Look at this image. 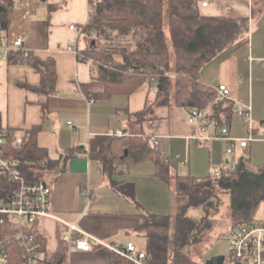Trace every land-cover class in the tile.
Wrapping results in <instances>:
<instances>
[{
  "label": "crops",
  "instance_id": "obj_1",
  "mask_svg": "<svg viewBox=\"0 0 264 264\" xmlns=\"http://www.w3.org/2000/svg\"><path fill=\"white\" fill-rule=\"evenodd\" d=\"M206 1V6L198 3L202 15L231 14L249 20L244 37L199 71L203 85L217 90L224 84L228 88L231 114L226 106L220 117L230 116L229 135L233 138H246L250 132L233 107L250 106L255 140L246 147L236 145L233 155L226 154L228 143L221 138L202 140V136L216 133L219 126L214 121L200 130L188 122L189 109L172 101L159 102L149 81L131 94L94 96L102 87L86 94L84 85L102 75L84 52L88 38L81 30L88 20V0H14L6 37H22L35 57L53 62L55 76L51 85L42 87L41 75L30 65L0 61V129L11 132L14 141L39 126L38 146L46 149L50 158L58 159L44 181L51 189V211L59 220L39 219L36 234L43 239L46 252L65 254L60 264H113L114 252L105 246L90 251L71 248L62 238L69 230L67 224H75L106 244L133 242L145 251L144 233L138 231L141 214H169L172 208L170 183L155 174L154 153L167 164L171 183L175 175L204 178L233 171L242 155L249 157L254 168L264 164H260L264 160V10L253 12L252 0ZM148 106L142 118L133 116ZM118 130L122 135L115 134ZM152 137L157 138V146ZM121 142L126 147L120 160L112 165L111 174L104 172L93 153L104 145L116 151ZM111 178L133 183L134 197L117 191ZM87 192L93 196L87 197ZM194 263L202 264V257Z\"/></svg>",
  "mask_w": 264,
  "mask_h": 264
},
{
  "label": "trees",
  "instance_id": "obj_2",
  "mask_svg": "<svg viewBox=\"0 0 264 264\" xmlns=\"http://www.w3.org/2000/svg\"><path fill=\"white\" fill-rule=\"evenodd\" d=\"M199 1L205 0H88V20L82 26V33L94 44L86 45L85 55L92 58L102 75L94 78L90 84L84 85L86 94L90 90L102 87L94 96H109L114 92L133 93L140 85L156 77V90L159 102L172 101L186 109L210 108L208 118L216 126H223L230 116L221 119L222 100L214 104L217 90L207 87L199 81L201 67L225 49L234 46L248 32L249 20L231 14L224 16H206L198 10ZM260 3V5L257 4ZM14 0H0V24L7 28V16ZM254 11L264 10V0H252ZM165 27L168 28L166 34ZM112 32H131L139 47L137 50L117 48L115 46L94 47L106 36L111 38ZM167 39L174 52L187 58L178 61L175 69V88L170 93L169 49ZM114 54L121 55V62L114 59ZM9 63L30 65L41 75V85H51L54 79V65L50 61H42L30 55L23 57L18 52L8 54ZM36 90L40 91V89ZM93 96V95H92ZM229 103V101H228ZM133 114L142 118L148 111ZM232 103L227 105L231 114ZM39 126L24 132L21 144H13L12 133L5 132L6 142L3 149L7 157L19 161V169L29 182L44 181L49 169L57 165L58 159L48 156L46 149L38 146L36 134ZM124 142L114 150L111 145H104L93 156L96 157L102 170L111 174V167L120 160ZM156 175L170 183L174 215L145 213L141 214L138 231L144 233L145 253L149 264H195L190 259L189 248L209 239L206 232L212 228L208 214L193 218L188 215L191 208L202 206L207 208L212 198L219 191L229 196V216L232 219L230 229L238 223L255 220L256 212L264 201V164L254 168L249 157L240 156L233 171L221 172L219 177L207 176L196 178L190 175H175L171 183L169 168L159 153L153 154ZM145 155L143 156V158ZM142 159V158H141ZM112 179V185L121 194L134 197L133 183H119ZM12 184L0 177V202L10 192ZM1 216V214H0ZM8 224L0 223V238L9 234ZM37 222L29 229L40 242L39 251L43 253L37 264H60L64 253H48L44 241L36 234ZM4 264L21 263V247L15 240L6 246ZM202 257V253L200 255ZM113 264H132L128 260L112 253Z\"/></svg>",
  "mask_w": 264,
  "mask_h": 264
},
{
  "label": "built area",
  "instance_id": "obj_3",
  "mask_svg": "<svg viewBox=\"0 0 264 264\" xmlns=\"http://www.w3.org/2000/svg\"><path fill=\"white\" fill-rule=\"evenodd\" d=\"M207 3L205 0L201 2V5L206 6ZM70 27L73 28V26ZM11 52H18L23 57L30 55V51L24 46L22 37L18 36L8 40L0 24V61H7L8 54ZM156 83L155 79L149 81V85L152 87H155ZM223 99L229 102L232 101L228 88L224 84H219L217 96L213 103L216 104ZM233 108L235 113L247 123L250 132L246 138L238 140L230 136L228 122L218 127L215 134L202 136V140L205 141L212 138L225 140L228 143L225 150L228 155L234 154L236 145L246 147L250 141L255 140L251 132L250 106L238 105ZM187 119L188 122L196 124L202 131L205 130L206 125L212 123L205 110L195 107L189 109ZM68 124L70 125V122ZM115 134L122 135V130L116 131ZM198 138L201 137L198 136ZM151 141L154 146L158 145L156 137H152ZM5 142V131L0 129V177L6 178L12 184L10 192L0 202V223L8 224V228L11 229V232H8L9 234H5L3 238H0V264H4L6 261V246L11 240L17 241L21 247L22 260L20 264H37L40 260V244L35 235L29 232V229L41 218L59 219L54 216L50 208L51 189L49 185L45 181H27L19 169V161L6 156L3 149ZM21 142L22 138L19 137L13 141V144L18 147ZM213 175L219 177L221 173L215 172ZM85 195L87 197L93 196L88 192ZM67 225L69 230L62 235V238L68 242L71 248L90 251L98 246H105L132 264H149L145 251L139 250L133 242L106 244L98 238L81 231L75 224ZM230 233V260L232 264H264V220L238 223L230 230Z\"/></svg>",
  "mask_w": 264,
  "mask_h": 264
},
{
  "label": "rangeland",
  "instance_id": "obj_4",
  "mask_svg": "<svg viewBox=\"0 0 264 264\" xmlns=\"http://www.w3.org/2000/svg\"><path fill=\"white\" fill-rule=\"evenodd\" d=\"M258 5H260L259 2H257ZM166 34H168V28L165 27ZM111 38L104 37L100 44L94 45V47H97L98 49H101L102 46H115L117 48H126L128 50H137L139 47L137 46L136 40L133 38V35L131 32L126 33H119V32H112ZM94 40V39H92ZM90 39L87 40V42L91 41ZM95 42V41H94ZM90 43H87L86 45H90ZM167 45L169 49V71L167 73L168 78L170 79V93L174 92L175 88V69L178 61H184L186 59V56H183L180 53L174 52L171 42L169 39H167ZM92 59V58H91ZM114 59L116 61L121 62V55L120 54H114ZM92 62L94 63L93 59ZM97 63V62H95ZM202 68V67H201ZM151 79H155L156 77H150L148 81ZM155 84V83H154ZM157 84V83H156ZM156 87V86H155ZM221 105V110L226 107L229 103L228 100L223 99ZM220 101H218L216 104H218ZM215 104V103H214ZM210 111V108H207ZM242 118V117H241ZM221 154L222 149L220 148ZM187 153V152H186ZM195 154V153H194ZM224 155V153H223ZM202 157H199L201 159ZM230 160L231 158L228 157ZM196 163H201L200 161ZM264 163V160L260 162V164ZM251 166L254 167L255 164L253 162L250 163ZM257 164V165H260ZM226 164L223 163L222 166H225ZM230 165V163H229ZM256 165V166H257ZM234 166V163H233ZM183 172H187V169L183 167ZM187 174V173H185ZM214 176V175H213ZM199 178L202 177L198 176ZM229 196L226 192H222L218 190V193L215 194V197L212 198L210 201V204L207 208H204L202 206L191 208L188 211V215L193 218H199L202 217L205 213L208 214L210 220L212 221V228L206 232V235L209 237V239L205 242L198 243L192 247L189 248V256L190 259L195 260L200 258V255L202 253V264H204L205 260L208 258L215 256V255H222L224 256L223 264H232L230 260V241H231V233H230V225L232 219L229 216ZM172 213V214H170ZM170 215H174V207L172 206L170 212ZM255 220H264V201L261 202V204L258 207V210L256 212ZM45 221H48L45 219ZM207 258V259H206Z\"/></svg>",
  "mask_w": 264,
  "mask_h": 264
},
{
  "label": "water",
  "instance_id": "obj_5",
  "mask_svg": "<svg viewBox=\"0 0 264 264\" xmlns=\"http://www.w3.org/2000/svg\"><path fill=\"white\" fill-rule=\"evenodd\" d=\"M91 44H94V40L91 41ZM224 256L222 255H215L210 258H208L204 264H223ZM239 264V263H237Z\"/></svg>",
  "mask_w": 264,
  "mask_h": 264
}]
</instances>
